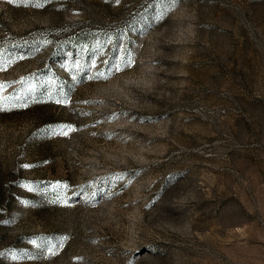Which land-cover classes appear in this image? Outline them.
Masks as SVG:
<instances>
[{
	"label": "rangeland",
	"instance_id": "374dc122",
	"mask_svg": "<svg viewBox=\"0 0 264 264\" xmlns=\"http://www.w3.org/2000/svg\"><path fill=\"white\" fill-rule=\"evenodd\" d=\"M0 85V264H264V0H0Z\"/></svg>",
	"mask_w": 264,
	"mask_h": 264
},
{
	"label": "snow or ice",
	"instance_id": "6c2138e0",
	"mask_svg": "<svg viewBox=\"0 0 264 264\" xmlns=\"http://www.w3.org/2000/svg\"><path fill=\"white\" fill-rule=\"evenodd\" d=\"M98 75H100V76H103V74L101 73V74H98ZM0 87H2V85H0ZM59 102V101H58Z\"/></svg>",
	"mask_w": 264,
	"mask_h": 264
}]
</instances>
